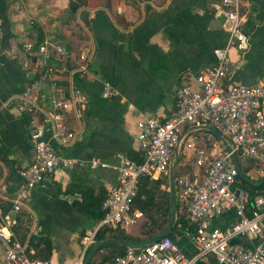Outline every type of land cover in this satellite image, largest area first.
Listing matches in <instances>:
<instances>
[{"label":"crops","instance_id":"obj_1","mask_svg":"<svg viewBox=\"0 0 264 264\" xmlns=\"http://www.w3.org/2000/svg\"><path fill=\"white\" fill-rule=\"evenodd\" d=\"M242 4L250 19L243 25L250 27L249 47L245 52L232 48L229 56L235 65L233 80L254 84L264 80V0ZM223 23L210 0H0V218H16L13 231L27 242L31 256L50 264H71L78 256L83 232L102 214L101 207L84 204L81 192L117 182L113 166L121 157L129 158V150L139 151L137 123L171 112L177 88L212 64L213 49L224 45ZM27 42L48 44V55L27 51ZM81 57H87L93 72V79H78L89 97L88 108L79 118L66 114L76 138L59 150L84 161L97 158L108 166L56 169L35 187L29 207L14 213L13 199L23 184L18 171L34 158L29 134L39 118L5 103L38 79L47 65L59 72L55 86L41 84L44 99L49 100L54 88L67 91ZM103 81L116 89L114 97H101ZM187 169L180 166L176 173L183 175ZM250 174L251 169L246 175L253 181ZM150 180L160 181V188L167 186L171 194L166 178ZM173 192L176 196L175 188ZM235 220L234 211L222 209L209 219V227L227 229ZM233 241L251 243L242 235ZM178 242L185 254L196 250L189 237ZM4 252L0 241V261Z\"/></svg>","mask_w":264,"mask_h":264},{"label":"built area","instance_id":"obj_2","mask_svg":"<svg viewBox=\"0 0 264 264\" xmlns=\"http://www.w3.org/2000/svg\"><path fill=\"white\" fill-rule=\"evenodd\" d=\"M242 6V0L212 1L213 13L225 17L223 26L227 37L224 45L213 49L212 64L177 88L174 106L167 116L149 117L137 123L143 161L121 157L118 165L113 166L118 180L115 184H106L102 216L93 228L83 232L78 256L71 264H87L88 251L100 228H127L137 221L140 212L133 211L131 204L142 176L154 180L166 178L170 188L176 189L179 199L186 202L191 228L185 235L196 245V250L185 254L176 241L163 237L141 247H128L112 264L208 261L264 264V195H256L250 201L248 192L235 185L239 171L231 158L237 160L238 156L243 161L255 162L261 174L264 173V80L254 84L235 82V65L229 56L232 48L245 52L249 47V37L243 29L246 17ZM50 46L63 52L60 46ZM25 49L47 56L49 45L27 42ZM58 72L47 65L38 79L32 80L5 103L39 118V124L29 134L34 158L18 171L23 184L13 199L14 213L29 207L35 187L56 169L108 166L97 158L84 161L60 152L59 149L68 148L76 138L75 130L66 124V114L72 112L75 118L85 114L89 97L73 80L67 91L54 88L49 100H45L41 84L55 86L54 76ZM75 73L93 79L87 57H81L80 65L72 70V74ZM116 93L110 82H102V98L110 99ZM180 166L189 169L179 175L176 171ZM222 209L234 211L235 222L227 229L210 228L209 219L220 214ZM13 225L12 216L0 218V241L5 246L0 264H50L46 259L30 255L27 242L15 236ZM241 235L247 236L251 243L233 241Z\"/></svg>","mask_w":264,"mask_h":264},{"label":"trees","instance_id":"obj_3","mask_svg":"<svg viewBox=\"0 0 264 264\" xmlns=\"http://www.w3.org/2000/svg\"><path fill=\"white\" fill-rule=\"evenodd\" d=\"M212 1L213 0H210V6ZM246 21L248 23L250 22V19L248 18ZM245 22L244 24H247ZM249 29L250 27H248L247 30L244 29V31L249 33ZM43 71L44 69L42 72ZM56 76L58 77L57 74ZM78 79L80 81H86V77L80 73H75L74 75V82L76 86L83 90L78 83ZM127 156L129 159L136 162L143 161V153L140 150H129ZM236 158L240 168L245 174L253 167L258 166L260 168V166L255 162L243 161L238 156ZM262 177L256 181L255 185L253 181H251L252 183H248L240 175H238L235 185L246 190L251 201L256 195H264V181L261 185L257 186ZM106 193L107 191L104 187L98 188L97 191L92 188H87L81 192V197L87 207H102ZM175 197L176 199L174 202L170 192L164 191L160 188V181L152 183L150 177L142 176L139 179L136 195L131 204V209L133 211H139L140 216L145 217L146 220L139 225V227L141 226L143 233L138 235L132 233V231H129V227H131L133 224H130L127 228H100L96 233L94 244L88 251L87 255H89V258L87 264H112L117 256L124 255L128 247H141L146 245L152 242L155 237L167 231L171 226L172 218H174L172 229L165 237L176 241L181 248V245L178 241L181 237H187L185 232L191 227L189 218L186 214V202L182 199H179L178 193ZM101 212L103 213L102 210ZM158 217H160V221ZM13 219L14 227L17 222L15 217H13ZM44 241L49 248V241ZM96 246L97 248L95 249ZM104 250L106 252L101 256V258H99V252H103ZM212 262L217 263L215 261Z\"/></svg>","mask_w":264,"mask_h":264},{"label":"rangeland","instance_id":"obj_4","mask_svg":"<svg viewBox=\"0 0 264 264\" xmlns=\"http://www.w3.org/2000/svg\"><path fill=\"white\" fill-rule=\"evenodd\" d=\"M263 174H261V171L259 170V167L257 166V167L251 168V174L248 175V176L249 177L251 176L254 184L256 185V181H258L262 177ZM164 191H168L167 190V186H165ZM158 218H159V221H160V217H158ZM145 220L146 219H145L144 216H140V218L135 223H133V225L131 227H129L128 230L132 231V233L138 234V235L140 233H143V231L141 230V226L139 227V225L141 223H143ZM142 227H144V226H142ZM104 253L105 252H99V255H100L99 258H101V256L104 255ZM197 264H201V263L198 262Z\"/></svg>","mask_w":264,"mask_h":264},{"label":"water","instance_id":"obj_5","mask_svg":"<svg viewBox=\"0 0 264 264\" xmlns=\"http://www.w3.org/2000/svg\"><path fill=\"white\" fill-rule=\"evenodd\" d=\"M219 16L221 17L222 20L225 19V17H224L223 15H219ZM214 133H216V132L214 131ZM226 148H227V150H229V147H228V146H226ZM231 158H232L233 163H234V164L237 166V168H238L239 175H240V176H241L246 182H248V183H252L251 180L247 177V175H246V174L242 171V169L240 168V166H239L237 160L235 159V157L232 156ZM263 181H264V175H263L261 181L258 183L257 186L261 185V184L263 183ZM171 197H172L173 201L175 202V194H174V192H173V189H172V192H171ZM224 211H225V209H224ZM173 221H174V218H172V221H171L172 223H171L170 228H169L167 231H165L164 233H161L160 235H158L157 237H155L154 240H158V239H160V238L165 237V236L171 231L172 226H173ZM96 248H97V247H95V249H96ZM88 258H89V257H88Z\"/></svg>","mask_w":264,"mask_h":264}]
</instances>
